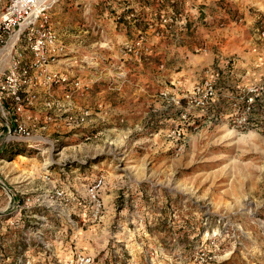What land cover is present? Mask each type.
I'll list each match as a JSON object with an SVG mask.
<instances>
[{"label":"rangeland","instance_id":"obj_1","mask_svg":"<svg viewBox=\"0 0 264 264\" xmlns=\"http://www.w3.org/2000/svg\"><path fill=\"white\" fill-rule=\"evenodd\" d=\"M199 2L207 20L190 14L181 44L164 38L134 58L119 52L121 31L132 36L113 19L119 0H48L49 25L73 34L50 67L86 86L82 120L50 122L42 142L0 144V264H66L75 250L93 264H264V98L242 126L230 103L264 80L263 47L246 43L244 11L258 12ZM4 39L0 78L14 53ZM207 75L216 102L188 109L183 96Z\"/></svg>","mask_w":264,"mask_h":264},{"label":"built area","instance_id":"obj_2","mask_svg":"<svg viewBox=\"0 0 264 264\" xmlns=\"http://www.w3.org/2000/svg\"><path fill=\"white\" fill-rule=\"evenodd\" d=\"M199 1L119 0L113 19L131 25L132 35L119 42V52L125 57L141 58L152 53L161 39L181 44L188 26L195 27L194 23L190 25V14L197 17L204 13L207 20L206 6L201 7ZM48 6V0H8L4 16L0 15V41L5 37L2 49H14L0 78V144L14 140L42 142L50 122L65 120L69 125H78L82 120L75 98L86 86L62 69L50 67L64 56L68 46L49 25ZM253 27L257 39L264 41V10L258 12ZM103 44L107 46L109 42ZM38 88L44 90L41 100L35 93ZM55 88L61 93H55ZM183 97L188 109H207L217 99L215 84L207 75ZM262 98L264 80L238 88L230 102L237 125L249 122ZM62 193L56 191V197ZM93 259L91 254L75 250L66 264H93Z\"/></svg>","mask_w":264,"mask_h":264},{"label":"crops","instance_id":"obj_3","mask_svg":"<svg viewBox=\"0 0 264 264\" xmlns=\"http://www.w3.org/2000/svg\"><path fill=\"white\" fill-rule=\"evenodd\" d=\"M233 2H236V0H232ZM253 0H239V3H240V6H244L245 7V5H247V4H249V5H252V6H254L253 8L255 9V11L257 12V10H258V12H260V11H262V10H264V8L263 7H257L253 2H252ZM241 3H243L244 5H241ZM242 9H244V8H242ZM244 19H245V30H246V33H247V35H249V37H248V39H247V41L248 42H246L247 44H248V48L249 49H252L253 50V52H257L256 50H258V48H257V45H261L262 47H263V50H264V41H262V40H259V39H257V37L255 36L256 34H255V29H254V27H253V21H254V19H255V17L258 15V13H251V12H248L247 10H245L244 11ZM108 24H109V22H108ZM65 29L64 30H62V34L61 35H63V36H61L60 35V33H59V35L61 36V38L65 41V40H70L71 38H70V36L72 35L73 36V34H71V33H65V32H70V30H68V29H66V26L64 25L63 26ZM61 32V31H60ZM66 35V36H65ZM121 36V39H123L124 37H125V35H126V32H122L121 31V34H120ZM117 37H118V33H117ZM116 37V38H117ZM82 38L83 37H80V36H74L73 37V42H75L74 44H76L78 47H80V45H81V41L80 40H82ZM258 41V42H257ZM108 42H110V41H108ZM259 43V44H258ZM73 44V45H74ZM247 48V49H248ZM260 48V47H259ZM234 56V60H235V62H236V66H237V64H239V65H244V60H242V57L243 56H241L239 53H234L233 54ZM66 58H72V57H66ZM253 64L255 65L256 64V61H253ZM247 74H248V71H246L245 72V75H242L241 76V71H238V74H237V76L238 77H241V80L242 79H244V78H248L247 77ZM252 83V82H251Z\"/></svg>","mask_w":264,"mask_h":264},{"label":"bare ground","instance_id":"obj_4","mask_svg":"<svg viewBox=\"0 0 264 264\" xmlns=\"http://www.w3.org/2000/svg\"><path fill=\"white\" fill-rule=\"evenodd\" d=\"M0 15H3L1 11H0ZM3 16H4V15H3ZM10 46H11V45H10ZM8 50H9V48H8Z\"/></svg>","mask_w":264,"mask_h":264}]
</instances>
